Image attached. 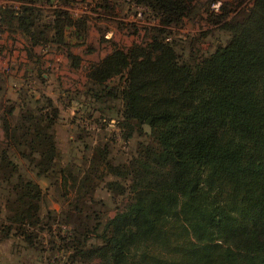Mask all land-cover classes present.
I'll return each instance as SVG.
<instances>
[{"label": "trees", "instance_id": "1", "mask_svg": "<svg viewBox=\"0 0 264 264\" xmlns=\"http://www.w3.org/2000/svg\"><path fill=\"white\" fill-rule=\"evenodd\" d=\"M21 1L0 10V27L20 32L30 54L65 47L68 38L86 42L84 19L56 9L45 21L36 3L47 0ZM123 1L146 8L162 28L93 65L78 103L93 113L84 121L97 114L98 121L115 120L126 143L146 139L125 165L106 162L107 148L92 160L95 169L106 163L115 179L106 188L127 202L112 217L81 214L73 225L72 215H42L37 180L62 175L69 186L66 175L74 185L77 178L58 165L59 108L22 91L21 104L2 118L0 243L16 232L24 240L17 249L61 264H264V0L227 23V42L202 57L183 56L167 30L186 16L187 0ZM87 176L80 187L92 182ZM61 217L68 237L59 255L45 254L41 233Z\"/></svg>", "mask_w": 264, "mask_h": 264}, {"label": "rangeland", "instance_id": "2", "mask_svg": "<svg viewBox=\"0 0 264 264\" xmlns=\"http://www.w3.org/2000/svg\"><path fill=\"white\" fill-rule=\"evenodd\" d=\"M254 1L187 0L186 16L182 22L167 28L169 37L173 41H181L185 57L191 53H196L198 57L210 55L229 39L223 27L247 12ZM21 2L0 0V10L20 7ZM53 4L50 0L36 3L42 11L43 20L52 21L56 9L66 11L73 19H84L87 25L86 42L78 44L75 39L68 38V32L67 46L37 47L30 54L29 44L20 32L0 27V138L4 136V112L12 105L17 107L21 104L22 91L29 90L28 94L37 98L42 95L54 101L60 110V119L54 129L59 150L58 165L68 169L77 181L75 186L69 175H66L69 186L64 185L62 175L53 183L37 180L44 196L42 215L45 218L49 212H54L57 217L72 215L69 218L73 225L75 217L81 214L95 215V219L105 214L112 217L127 202V195H115L108 191L106 185L115 179L107 175L106 163L99 161V167L95 169L98 165L92 163L94 155L107 148L106 162L117 167L127 164L137 145L146 142L145 137L136 136L126 143L116 128L115 120L107 123L98 121L99 115L95 113L96 120H83L85 114L89 117L93 114L85 113L84 105L78 103L85 101L83 97L87 92L89 69L114 49L126 51L142 45L147 31L162 28V25L161 20L146 8L126 4L123 0H57ZM67 53L74 56L73 61ZM85 175L89 179L94 178L80 187ZM62 217L51 225V232L48 229L45 233L40 232L43 241L40 244L44 245L41 250L45 254L59 255L62 250L60 243L68 237L69 225L61 221ZM21 242H24L23 238L14 232L12 238L0 243V264H61L56 263L55 258L46 262L35 252L28 254L17 249L14 244L19 247Z\"/></svg>", "mask_w": 264, "mask_h": 264}]
</instances>
